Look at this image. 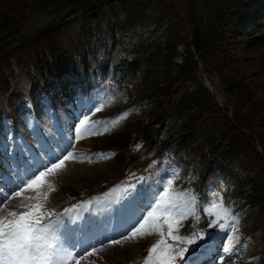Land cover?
Segmentation results:
<instances>
[{"label": "trees", "instance_id": "obj_1", "mask_svg": "<svg viewBox=\"0 0 264 264\" xmlns=\"http://www.w3.org/2000/svg\"><path fill=\"white\" fill-rule=\"evenodd\" d=\"M44 1L0 0V18L10 23L17 22L15 16L20 20L17 27H1L0 24V42L20 33L26 20L40 7H50ZM84 1L98 0H52L51 7L54 12H59L77 7ZM260 1L155 0L152 2L155 8L151 10L157 11L152 20L157 26H160L161 19L167 21L162 34L164 40H144L142 53H137L139 48L134 45L129 59L116 64L106 59L99 62L96 69H91L88 52L74 55L59 47L51 54L37 53L35 62L25 67L34 75V70L38 71L46 84L67 87L75 79L89 83L106 82L109 69L104 66L113 64L110 74L113 79L126 82L128 105L136 111L139 124H132L136 136H143L147 141L151 138L152 149L157 146L158 151L172 152L186 162H193L201 179L205 177L223 184V190L243 207L239 216L250 221L248 234L264 247V171L257 170L261 164L264 166V160L251 139L257 138L264 150V79L261 86L257 83L259 76H264V54L251 57L246 65L252 72V77H247L249 82L238 75L245 69L246 61L240 59L233 64L231 68L235 74L230 77L219 69L217 62L220 61L215 62L214 55L211 56V49L225 45L230 50L241 44L242 39L249 40L244 42L250 50L254 44L256 47L264 44V18L259 14L264 9ZM148 2L116 0L110 3V7H120L127 16L125 19L138 18L146 13ZM7 27L11 29L7 30ZM118 27L117 23L110 26L114 38ZM188 39L205 70L219 79L226 98L232 103L233 121L200 85L197 62L189 51ZM38 40L34 39L35 42ZM34 41H27L19 48ZM179 46L185 48L180 52ZM2 55L7 56V52L0 53V61ZM4 73L0 66L1 93H7L11 84L10 75ZM121 144L113 141L114 146ZM260 264H264V259Z\"/></svg>", "mask_w": 264, "mask_h": 264}, {"label": "rangeland", "instance_id": "obj_2", "mask_svg": "<svg viewBox=\"0 0 264 264\" xmlns=\"http://www.w3.org/2000/svg\"><path fill=\"white\" fill-rule=\"evenodd\" d=\"M46 6H50L51 8V2L52 0H45ZM111 0H102V4H99L97 9H93L91 14L86 15H79L80 17L71 20L67 23H65L62 26L55 27L56 20L58 16L63 14L65 11L60 12H53L51 9H49L51 12L49 15L40 14L37 15L33 20L25 25V28L23 31H25L24 35L25 37L30 36L31 39H39L37 42L34 41L32 44H30L27 47L19 48L21 44H17L16 42L12 45V48L10 52L7 51V56L2 55L0 66L5 70V73H8L10 77L14 78L12 82V89L10 91L9 96L3 98L2 105L0 107V142L4 139L5 141H8L10 137L15 134V131L18 129V134L26 139V140H32L29 137H34V135H30L28 132H25V130L33 129L35 132V137H42L41 140H44L48 137V140L52 144V148H48L47 146H44L41 143H38V147L43 151L50 153L51 149L55 148L56 144L62 145L63 152L61 153V158L63 154L67 151L66 145L64 141L65 138H62V142H60L61 138H59V134L53 131H49L46 133V130L54 129V128H61V130L64 132L65 136L72 138L78 142L77 144V150L76 152L78 154L84 153V154H90L93 152L94 147H100V148H108V139L114 138L118 135L117 138L124 136L126 132H130L133 130V127L131 126L132 121L130 119L129 111L126 110V112L123 114V110H121L119 115V120L116 124H113V126L109 129L108 133H102L100 132L101 126L95 127L91 132H88V129L81 130L79 138L77 136H73V130L71 129L72 121L79 118V112L78 109L77 112L73 111L72 107H77L81 101L80 96H75L74 93L71 94V96H68L70 100L68 102L64 101L63 99L60 100L59 103H56L55 106L51 107L50 102L42 96V92L39 91L38 86H31L27 87V90L20 91L19 88H17V85H20V76H23L25 78V81H28L27 73L28 70L25 68V66L28 63H34L35 57L37 53H40L42 55L44 54H51L52 51L56 50V48L63 47L66 51L73 52L74 55H77L79 53H82V51L89 50L90 51V58L92 61H95V59L100 60L105 56V41L104 38H106L105 34L106 31L109 29V24L115 20L114 23H117V21L125 19L127 16L123 10L120 9V7H117L115 9H112L110 7ZM152 2H155V0H149L147 3V8L145 14H141L138 18H133L131 23H128L126 26V32H123V37L121 39V44L119 46H116L114 48H109L108 50L111 52V49H113V52H106V54H111L112 59H119L123 58L126 53L131 54L133 52V49L128 48L129 45L134 42L136 43V46L139 48L137 53H142L144 51V47L141 46L143 41H150V42H163V32L165 30V27L167 26V21L164 19H161L159 22L160 26H157L153 22V17L156 14L157 10H151V8H155V5L152 4ZM187 2V0H186ZM41 9V7H40ZM54 10V8H53ZM95 10V11H94ZM202 10L199 9V13H201ZM15 16V15H14ZM189 16V14H188ZM16 25L15 23H10V21L4 22L3 18H0L1 21V27L2 26H8L18 25V22L20 21L18 17H16ZM31 23V24H30ZM9 29V27H7ZM6 30V31H7ZM5 31V32H6ZM1 32V31H0ZM7 33V32H6ZM5 33V34H6ZM264 35V29L263 33ZM188 35V33H187ZM260 35V34H259ZM31 41V42H32ZM239 41V40H237ZM241 40V44H237L234 46L231 42V45L234 47L232 49H228L225 45L215 47L214 49H211V56L214 55L213 60L220 61L217 62V65L219 69L224 72V74L227 76V74L230 77H233L235 74L234 68L232 69L231 66L235 63H238V61L241 59L243 61H246L245 69L243 72H239L235 70L238 75L243 76V80L250 81L248 78L252 77L251 69H247L246 65H249L250 58L256 57L264 54V44L262 46L256 47V44L253 45V48L250 50L247 45V40ZM189 42V51L191 53L195 54V50L192 47V42L190 39H188ZM146 43H144L145 45ZM246 44V45H245ZM19 45V46H18ZM108 48V47H107ZM182 49H184V46H181ZM180 48V50H182ZM194 50V51H193ZM250 50V52H246ZM196 55V54H195ZM252 63V62H251ZM263 64V63H258ZM29 71V70H28ZM15 73V74H14ZM248 77V78H247ZM246 78V79H245ZM259 81L257 82L258 85L261 86V80L264 79V76H259ZM208 81V79H207ZM203 80L200 82V85L202 84ZM250 84V83H249ZM203 85V84H202ZM211 86V84L209 83ZM218 98L215 99L214 102L219 107V109L226 114V116L233 121V106L231 101L228 99H225L222 92H221V85H218V82L215 84ZM259 88V87H258ZM254 89V88H253ZM260 89V88H259ZM14 90L16 92H14ZM262 90V88H261ZM105 92L106 98L104 101L97 104V107H101V111H107L114 109L115 107H119V105L123 104V91L117 87H114L112 85L107 86L104 88V91H101L103 94ZM45 95V94H44ZM46 96V95H45ZM98 95L94 94L90 98L94 100L97 98ZM40 112V116H36L35 113ZM32 111V112H31ZM227 111H230V115L227 114ZM31 112V113H29ZM81 113V112H80ZM86 115L89 116V120L86 123H93V126L97 123H99V117L102 118V115L93 114L90 111L86 112ZM117 115V114H116ZM81 118L79 119L82 120ZM77 121V123L80 124V122ZM85 123V124H86ZM126 123H129L131 127H128ZM13 125L11 127V131L7 133L9 137L3 134V130H7V125ZM25 126L27 128H25ZM124 127L123 134H120L121 130ZM16 129V130H15ZM41 130V132H40ZM106 132V130H105ZM41 135V136H40ZM109 136V137H107ZM54 137V138H53ZM252 142L254 143V146L256 150L258 151L261 158L264 160V150L262 144L259 143L258 139L251 137ZM23 140L21 138L16 137V142H18L23 149ZM54 141V143H53ZM259 143L260 150H258L257 142ZM32 142V141H31ZM18 145L14 146L15 150H18ZM61 148L58 150H55L58 152L59 150H62ZM140 149V150H139ZM25 152V151H24ZM23 152V153H24ZM143 152V149L141 147H136L133 150H131L128 154H130L133 157H137L140 153ZM18 156V155H17ZM252 157V155L250 154ZM10 158V157H9ZM8 158V159H9ZM75 158V156L73 157ZM255 159V156H253ZM8 159H5V161L0 160V192L1 195H4L3 189L6 187L5 181H9L10 183H13V181L16 179V177L13 174L12 169L8 168L7 162ZM47 159V156H46ZM78 160H74L79 164L75 163L72 159H70L69 162L67 160L64 162V164L67 162V165H64L56 170H54L50 175L55 180L57 185L60 187V191L53 194L50 198L45 199L44 203V210H54L56 212L57 208L60 207L63 204V201L67 200L68 189H62L64 187L63 183L71 189L69 191L75 190L77 195L83 196L86 193H91L95 190L101 189L102 187H105L109 185L113 180H115L117 177L121 175V172L119 168L117 167L116 163L111 162H104L99 165H92V162H88L90 164H85L83 162L87 161H81L80 156H78ZM136 159V158H134ZM258 159V158H256ZM255 159V160H256ZM46 161V160H45ZM47 162V161H46ZM50 163V162H47ZM31 170L35 171L37 170V166L31 165ZM257 170L260 172L264 171V166L261 164L257 167ZM45 171V168L44 170ZM177 171V172H172ZM172 171H168L164 173L163 175L158 176L157 178H154V180H150V183L152 187L156 186V182L161 177L164 178L165 183H167V180L171 179L172 184L170 186V192L174 195L176 194L175 189L178 187L175 179L174 174H177L178 176H181L183 179L185 176L179 171V168H174ZM141 189V188H140ZM161 190H163L161 188ZM185 192V198L194 195L195 192L193 188L187 187ZM209 190H212V187H210ZM74 192V194H75ZM72 195V193H70ZM175 196H178L176 194ZM3 197V196H2ZM127 197V193L125 194V198ZM8 199V198H6ZM16 199V198H15ZM22 202H25V197L23 195L19 198ZM107 201H110L109 198H107ZM211 201H216L213 197L211 198ZM210 201V202H211ZM16 202H18V199H16ZM37 202V201H36ZM219 202V201H218ZM19 203V202H18ZM102 202L98 203L97 206L100 207ZM23 204V203H22ZM24 205V204H23ZM25 206V205H24ZM99 211V210H98ZM103 211V213H102ZM108 210L101 209V216L103 217L104 214H108ZM146 213V212H145ZM207 215V214H206ZM208 216V215H207ZM210 217V216H208ZM189 218L182 221V227L179 228V234L181 236H187L189 235L188 232V225L187 221L191 220ZM212 219L214 220L215 217L212 216ZM240 221V220H239ZM224 223L225 221H220ZM250 221L241 220L238 229L235 233L232 232V229L230 227H226L225 230H220L219 225H214L215 230L212 237V241L218 246L215 247L214 251L216 252V255L219 254V252L225 253V261L223 264H258V254L262 252L264 253V249L262 250L259 244L254 242V246L251 248V243L249 242V238L247 237V230L248 223ZM250 229V227H249ZM125 234H130L131 229L127 232H124ZM121 234H119V237ZM115 237L113 239L119 238ZM155 237L160 236L158 233H156ZM153 237L150 235L144 234V235H138L137 241L135 239H129L127 240L128 246L125 244V242L122 244L121 247L117 248H110L107 252H101L100 254L93 253L90 255L86 260L87 264H93L92 262L101 263L108 262V264H119L121 260H128L129 258L133 257L136 261L141 260L142 258L139 257V255H142V244L141 240L143 241V245L146 246L149 244V242L152 240ZM112 240V239H110ZM108 240V242L110 241ZM170 243H175L174 241H169ZM106 248L105 250H107ZM104 250V251H105ZM92 251V250H91ZM90 251V252H91ZM260 252V253H259ZM88 256V254H87ZM112 257H117L118 260L112 262ZM232 257V259H231ZM137 258V260H136ZM123 263V262H122ZM120 263V264H122ZM140 264V263H139Z\"/></svg>", "mask_w": 264, "mask_h": 264}, {"label": "snow or ice", "instance_id": "obj_3", "mask_svg": "<svg viewBox=\"0 0 264 264\" xmlns=\"http://www.w3.org/2000/svg\"><path fill=\"white\" fill-rule=\"evenodd\" d=\"M85 107L88 111L93 107L100 111L102 105L97 107L95 101L90 98ZM88 120L89 116L85 115L84 119L80 120V125H85ZM76 132L79 138L81 128L78 127ZM70 158H73L71 152L64 155L63 159L54 157L50 160L51 167H46L39 175L28 170L25 177L21 178L20 186H24L26 179V187L39 192L45 183V177L62 167ZM33 175L34 179L31 178ZM171 184V179L165 183L161 177L156 186L149 189H136L134 185H130L127 197L120 202V207L114 210L118 226L125 232L131 229V237L152 232L159 234L160 239L149 249L144 264H178V261L192 264L190 260L185 259L191 245H196L191 249L192 252L211 251L212 245L209 241L213 233L196 230L187 236L179 234L183 220L189 216L199 220L196 212L199 197H177L170 192ZM16 195L19 196L20 192ZM45 199L41 194L36 198L37 202L25 205L23 211L0 209V264H80L84 257L77 256L76 253L90 246L92 241L98 238L97 225L90 218L79 217L83 223L75 228L70 227L65 220L68 210L65 209L62 214H57L54 210L45 211ZM2 203L3 198H0V204ZM202 210L208 216L215 217L210 220L209 228L218 224L222 231L226 227H230L233 233L237 231L239 217L235 216L230 208L225 207L222 200L202 202ZM54 215L56 219L52 220ZM45 220L48 222L45 223ZM222 220L225 222H220ZM72 223L75 224V221ZM123 238L127 239L129 236L125 235ZM110 242L116 244L119 240L112 239ZM95 252L96 248L93 246L88 255Z\"/></svg>", "mask_w": 264, "mask_h": 264}, {"label": "bare ground", "instance_id": "obj_4", "mask_svg": "<svg viewBox=\"0 0 264 264\" xmlns=\"http://www.w3.org/2000/svg\"><path fill=\"white\" fill-rule=\"evenodd\" d=\"M209 83L211 84V86L209 85ZM207 85L209 86V87H214V84L208 79V81H207ZM216 95H217V92H216ZM54 138V137H53ZM53 143H54V141H53ZM55 144H56V146H55V148H53V150L51 149V151H50V153H48L46 156H47V159H46V161L47 162H50V160L51 159H53L54 157H60L61 156V153L63 152V149H62V145H60V144H57L56 142H55ZM41 148H42V144H41ZM62 149V150H59L58 152H56L55 150H58V149ZM13 201V200H12ZM128 230H130V229H128ZM127 230V231H128ZM125 232V231H124ZM106 237H108V238H110V239H113V238H115V237H119V234H117V235H114V236H111L109 233L106 235ZM106 237H103V238H101V239H98V241H97V245L96 246H98V245H100V249H101V245L102 244H104L105 242H108V240H110V239H106ZM124 242L123 241H120L119 243H116V244H114L113 246H108L109 247V249L110 248H117V247H121L122 246V244H123ZM105 248V247H104ZM106 249V248H105ZM118 260V258L117 257H112V262H114V261H117ZM122 262H124V260H121L120 262H119V264L120 263H122Z\"/></svg>", "mask_w": 264, "mask_h": 264}, {"label": "water", "instance_id": "obj_5", "mask_svg": "<svg viewBox=\"0 0 264 264\" xmlns=\"http://www.w3.org/2000/svg\"><path fill=\"white\" fill-rule=\"evenodd\" d=\"M9 42L7 43H3L2 45H0V50H3L7 45H8Z\"/></svg>", "mask_w": 264, "mask_h": 264}]
</instances>
